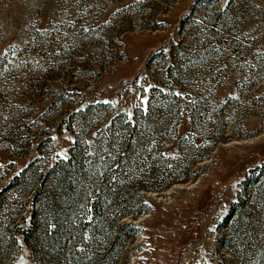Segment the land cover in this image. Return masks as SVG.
I'll list each match as a JSON object with an SVG mask.
<instances>
[{
  "label": "rangeland",
  "instance_id": "1",
  "mask_svg": "<svg viewBox=\"0 0 264 264\" xmlns=\"http://www.w3.org/2000/svg\"><path fill=\"white\" fill-rule=\"evenodd\" d=\"M0 264H264V0H0Z\"/></svg>",
  "mask_w": 264,
  "mask_h": 264
},
{
  "label": "snow or ice",
  "instance_id": "2",
  "mask_svg": "<svg viewBox=\"0 0 264 264\" xmlns=\"http://www.w3.org/2000/svg\"><path fill=\"white\" fill-rule=\"evenodd\" d=\"M225 3H230V0H225ZM179 95V94H178ZM105 103H107V101H105Z\"/></svg>",
  "mask_w": 264,
  "mask_h": 264
}]
</instances>
